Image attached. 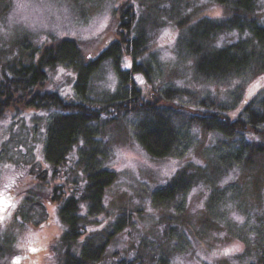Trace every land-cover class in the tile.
Returning <instances> with one entry per match:
<instances>
[{
  "label": "rangeland",
  "instance_id": "374dc122",
  "mask_svg": "<svg viewBox=\"0 0 264 264\" xmlns=\"http://www.w3.org/2000/svg\"><path fill=\"white\" fill-rule=\"evenodd\" d=\"M258 4L260 13L254 15L261 19L264 0ZM122 6L136 12L134 34L145 38L142 59L154 66L155 88L186 90L176 101L180 105L195 109L210 98L227 105V113L236 118L250 101L263 99L264 73L217 82L195 71V58L185 43L201 19L230 17V9L218 0H0V72L11 73L20 60L28 61L27 50L19 45L26 40L41 46L55 38H74L85 56L98 55L120 37ZM236 39V32H223L214 44ZM47 73L40 90L80 99L73 67L57 64ZM141 84L149 97L153 87ZM117 88L115 67L105 61L91 77L89 97L101 101ZM186 112L192 113L188 108ZM54 115L20 106L0 117V264L64 262L65 250L53 249L65 230L58 205L63 195L79 197L86 191L87 147L79 141L71 161L56 170L45 155ZM136 121L135 114H128L91 126L99 134L93 145L98 150L96 168L117 173L105 190L103 211L90 216L88 232L98 231L89 236L95 245L107 243L102 258L91 264L122 259L133 264H264V148L253 152L245 147L247 142L264 147V127L227 137L185 124L173 154L154 159L135 137ZM178 176L189 182L186 190L174 200L156 203L154 192ZM82 205L85 213L88 203ZM125 218L126 225L117 230ZM236 243L242 252L220 255ZM80 248L81 242L76 243L72 251Z\"/></svg>",
  "mask_w": 264,
  "mask_h": 264
},
{
  "label": "trees",
  "instance_id": "16d2710c",
  "mask_svg": "<svg viewBox=\"0 0 264 264\" xmlns=\"http://www.w3.org/2000/svg\"><path fill=\"white\" fill-rule=\"evenodd\" d=\"M218 1L230 9V17L201 19L191 28L185 43L195 58L196 73L217 82L263 74L264 16L257 19L254 15L260 13L258 0ZM125 6L119 9V39L98 55L85 56L81 44L74 38H55L41 46H33L26 40L19 45L27 50L28 61L20 60L12 66L11 73L0 72V117L8 108L20 106L55 113L48 128L45 155L56 170L71 161V154L79 141L82 140L87 147L83 165L86 191L79 197L63 195L64 199L58 205L65 230L53 249L65 250L63 264L97 262L107 244L95 245L92 236H89L98 229L88 232L92 222L90 216L96 217L103 211L105 190L117 180L115 171L95 166L98 150L93 145L99 141V134L91 128L94 123L102 119L115 122L125 115L135 114V137L154 159L168 158L173 154L182 138L180 128L185 124L196 123L206 131L227 137L247 136L255 133L259 126L264 127V97L258 102L250 101L238 117L232 118L227 113L229 107L216 100L203 99L194 109L176 102L180 96L187 94L183 88H155L154 66L142 59L145 38L134 34L136 12L131 6ZM223 32H236L237 39L221 46L215 45L216 36ZM105 61L112 62L115 67L118 88L111 97L94 101L89 97L91 77ZM57 64H67L76 70V91L80 99H69L56 91L40 90L49 78L47 68ZM141 83L153 87L149 97ZM187 108L192 111L191 114L186 112ZM259 132L261 130L258 129L256 133ZM249 145L247 142L245 147L253 152H263V146ZM188 183L178 176L155 191L153 199L158 204L174 200L186 190ZM84 202L88 203L87 211L82 213ZM123 220L117 225V230L126 225V218ZM79 242L81 248L74 253L73 245ZM117 264H133V261L122 259Z\"/></svg>",
  "mask_w": 264,
  "mask_h": 264
},
{
  "label": "snow or ice",
  "instance_id": "6c2138e0",
  "mask_svg": "<svg viewBox=\"0 0 264 264\" xmlns=\"http://www.w3.org/2000/svg\"><path fill=\"white\" fill-rule=\"evenodd\" d=\"M18 6H19V5H18ZM215 15H216L217 17H219V16L221 15V13H220L219 11H217V12L215 13ZM126 66H128V65H126ZM196 162H197V163H200V161H196ZM164 174H165V175H168V172L165 171ZM235 219H237V220H239L241 223H243V218L236 216ZM32 251H36V249H32ZM242 251H243V247H242L239 243H236V244H233L230 248H226V249H224V250L220 253V255L228 256V255H231V254H234V253H237V252H242ZM174 264H175V262H174Z\"/></svg>",
  "mask_w": 264,
  "mask_h": 264
}]
</instances>
